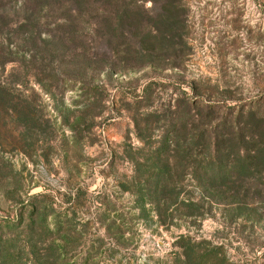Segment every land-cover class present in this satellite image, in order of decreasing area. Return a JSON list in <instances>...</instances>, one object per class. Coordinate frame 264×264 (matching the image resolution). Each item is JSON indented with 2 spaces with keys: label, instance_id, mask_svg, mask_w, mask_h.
<instances>
[{
  "label": "rangeland",
  "instance_id": "1",
  "mask_svg": "<svg viewBox=\"0 0 264 264\" xmlns=\"http://www.w3.org/2000/svg\"><path fill=\"white\" fill-rule=\"evenodd\" d=\"M0 264H264V0H0Z\"/></svg>",
  "mask_w": 264,
  "mask_h": 264
},
{
  "label": "trees",
  "instance_id": "2",
  "mask_svg": "<svg viewBox=\"0 0 264 264\" xmlns=\"http://www.w3.org/2000/svg\"><path fill=\"white\" fill-rule=\"evenodd\" d=\"M24 2H26V1H28V0H23ZM30 1H33V2H40V1H44L45 2V0H29V2ZM46 1H50V2H72L73 0H46ZM76 1H84V2H90L91 4H96V3H100V1L101 0H76ZM112 1H114V0H112ZM204 107H207V106H204ZM209 144H213V145H215L216 144V141H215V138L214 137H212L211 138V141H209ZM208 144V145H209ZM214 158L212 157V155H209L208 157H207V164L206 165H203V168H202V171L203 172H206V170H207V168H210V169H212V168H214V169H216L217 167H216V164H214ZM32 255V254H31Z\"/></svg>",
  "mask_w": 264,
  "mask_h": 264
}]
</instances>
